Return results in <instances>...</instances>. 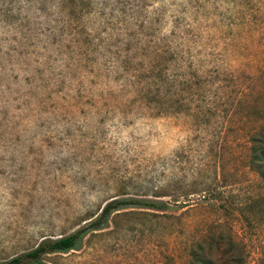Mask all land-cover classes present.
Here are the masks:
<instances>
[{"label": "rangeland", "instance_id": "1", "mask_svg": "<svg viewBox=\"0 0 264 264\" xmlns=\"http://www.w3.org/2000/svg\"><path fill=\"white\" fill-rule=\"evenodd\" d=\"M261 131L264 0H0V262L264 264Z\"/></svg>", "mask_w": 264, "mask_h": 264}, {"label": "trees", "instance_id": "2", "mask_svg": "<svg viewBox=\"0 0 264 264\" xmlns=\"http://www.w3.org/2000/svg\"><path fill=\"white\" fill-rule=\"evenodd\" d=\"M252 148H251V163H254L257 172L264 179V131L256 132L252 137ZM140 206L151 207L156 209H161V207L151 203H145L133 199H124L120 201L107 202L98 216L93 220H90L85 226L79 228L78 230L69 233L67 235L52 239L44 238L42 239L34 248L26 252L20 253L12 258L0 262V264H50L44 259L45 255L54 254V253H66L70 250H76L81 247L82 240L84 236L91 230L100 229L105 227L107 224L108 214L113 210L121 209L128 206ZM104 221V222H103ZM101 226V227H99ZM99 227V228H98ZM220 240H223L222 237H219ZM194 244H213L212 242L206 241L205 238H198L195 240ZM226 244H236V242L229 237ZM191 264H218L213 260H207L205 257H199L193 255ZM230 264H237L234 261H231Z\"/></svg>", "mask_w": 264, "mask_h": 264}]
</instances>
